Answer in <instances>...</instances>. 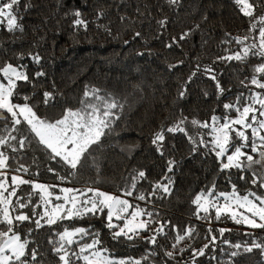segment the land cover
Segmentation results:
<instances>
[{
  "label": "trees",
  "instance_id": "obj_1",
  "mask_svg": "<svg viewBox=\"0 0 264 264\" xmlns=\"http://www.w3.org/2000/svg\"><path fill=\"white\" fill-rule=\"evenodd\" d=\"M29 2L31 7L25 12V0H21L20 11L24 14L21 21L24 25L23 34L17 32L13 35L4 30L6 26L0 27V64H27L30 79L36 72H44L43 77L34 81L38 87L33 101L39 104L38 112L50 118H58L65 108L80 107L86 85L102 89V95L114 96L123 104V111L111 134L102 138L99 146H92L96 151L89 158L91 166H85L82 171H76L74 176L61 182L48 168H55L60 175H66V172L61 170L60 164L47 159L42 151H36L35 147L16 153L7 150L8 163L11 166L8 170L9 181L11 175L16 174L11 169L17 167L18 163H24L29 168V175L25 179L59 187H83L87 183L119 195V190L128 183L129 174L133 170L146 171L147 180L137 185V191L143 190L145 193L150 191L153 182L167 174L174 181L170 196L163 199L153 197L148 204L136 200V193L132 197H125L133 204H140L142 208L153 212L154 219L160 222L171 221L164 229L166 235L157 236L156 245H150L145 238L157 224L150 225L149 232H142L137 239L124 241L121 238L117 242L104 227L103 216L99 219L85 218L63 222L65 225L84 227L92 224L100 231L102 246L109 249L114 258L139 259L148 255V259L142 261V264H165V261L167 264H191L192 249H200L210 241L207 231L209 227L212 229L211 234L217 236L215 252L210 246L206 249L205 256L196 258L195 264H218V260L226 259L221 248L226 251L232 249L224 245L222 240L233 243L247 240L251 243L252 236H255L264 241V229L237 225L225 216L220 221L213 219L209 225L193 215V198L199 192L207 191L212 184H215L216 192H230L231 185L235 184L240 195L249 190L264 194V189L258 184L253 186L250 183V172H245L244 179L241 180V173L235 168L221 171L215 154L204 147L193 152V145L183 133L167 134L163 156L157 153L156 147L151 143L156 130L161 126H168L181 115L200 121L210 120L212 115L223 116V102L234 99L241 91H247L239 81L245 75H251L249 68L245 66L241 71V65L235 61L231 64H213V58L225 54L226 47L239 48L234 41L231 45L221 44V40L226 38L225 33H230L232 37L248 34L249 18L239 12L233 0H179L177 5H169L166 0ZM97 8L103 9V19L89 23L87 31L73 29L71 22L75 17L71 13L74 10L79 9L83 17L91 21ZM262 11L264 9H257V15ZM204 16L208 17L207 21L203 19ZM164 17L168 20L167 28L159 29L156 21ZM97 23L107 26L111 31L97 27ZM196 25L200 27L197 29ZM158 29L162 33L159 38ZM187 30H191V33L185 40L180 41L179 47L165 46L172 36L178 39L180 33ZM136 32H140L141 36L135 37ZM30 52L39 53V64L28 58ZM21 54L24 59L17 61L16 58ZM179 61L183 63L180 64ZM249 62L257 63L255 58H250ZM197 65H200L199 70ZM209 65L216 70L221 85L225 89H231L219 101L216 99L214 82L203 71ZM193 72L196 75L187 84L185 97L179 99L178 90ZM18 91L31 93L33 90L29 84L21 81ZM44 91L53 92L54 96V100L47 107L40 103ZM204 91L209 93L207 98L203 95ZM196 131L207 133L209 130ZM256 158L258 157L254 155V159ZM169 159L175 163L172 172L166 173ZM36 172L39 173L38 176L34 175ZM28 188V185L21 186V190ZM53 191L58 192V189ZM23 211L28 212L29 209ZM171 225H176L180 230L185 225H194L196 228L192 238L179 245V248L187 250L183 255L177 254L175 260L164 256L165 250H172L174 242L175 234L171 231ZM27 227L32 225L26 223L25 228ZM59 227L58 224L33 232L39 245L38 264H59L57 256L47 243L52 229ZM220 228L231 231L225 232L221 238L217 231ZM150 252L156 255H150ZM213 255L217 260L210 258ZM262 259L264 257H261L260 251L254 249L252 253L237 257L236 264H258Z\"/></svg>",
  "mask_w": 264,
  "mask_h": 264
},
{
  "label": "snow or ice",
  "instance_id": "obj_2",
  "mask_svg": "<svg viewBox=\"0 0 264 264\" xmlns=\"http://www.w3.org/2000/svg\"><path fill=\"white\" fill-rule=\"evenodd\" d=\"M166 2L169 5H177L179 0H166ZM233 3L244 17L249 18L248 34L232 37L230 33H225L226 38L221 40V44L231 45L234 41L239 48L226 47L225 54L213 58V64H231L235 61L241 65V71L245 66L249 68L251 75H245L239 81L247 91H241L234 99L223 102L222 107L225 110L223 116L212 115L210 120L200 121L181 115L168 126H161L156 130L152 135L151 143L156 147L157 153L163 156L167 134L183 133L193 145L191 149L193 152L200 147L207 148L217 157L221 171L235 168L240 171L241 180L244 179L245 172H250L252 177L250 183L253 186L258 184L264 189V11L257 15V9H264V0H233ZM20 6L21 0H0V25L6 24L4 30L13 35L17 32L24 33V25L21 22L24 14L20 11ZM30 7L29 0H25L24 11L26 12ZM71 15L75 17L71 22L73 29L87 31L89 23L103 19L105 13L103 9L97 8L95 17L91 21L85 19L79 9L74 10ZM121 19L123 20L124 17ZM203 19L207 21L208 17L204 16ZM156 23L159 29H166L168 20L164 17ZM97 27L111 31L107 26L98 23ZM199 27L196 25L197 29ZM159 29L157 38L162 35ZM190 33L191 30L183 31L178 39L172 36L171 41L165 46L179 47L180 41L185 40ZM140 36V32L135 33V37ZM139 54L143 55V53ZM28 58L36 64L41 60L39 53L30 52ZM250 58H255L257 63H250ZM16 59L23 60V54ZM178 63L182 64L183 61ZM27 68V64L19 62L15 65L11 62L0 64V149H3L0 150V264H38L39 245L33 232L45 227L52 228L53 225L58 224L60 227L52 229L47 243L57 256L59 264H77V262L79 264H142V261L148 259V255L139 259L114 258L109 249L102 246L100 231L92 224L84 227L75 224L65 225L63 222L85 218L99 219L103 216L104 227L117 242H120L121 238L124 241L137 239L142 232H149L150 225L157 224L158 226L152 228L145 238L150 245H156L157 236L166 235L164 229L171 224V221L160 222L154 219L153 212L142 208L140 204H133L125 197H132L136 193V200L148 204L153 197L163 199L165 196H170L174 181L167 174L153 182L150 191L145 193L143 190L137 191V185L147 180L146 171L133 170L129 174L128 183L117 195L87 183L83 187H59V185H47L25 179L24 177L29 175V168L24 163H18L17 167L11 169L16 174L11 175L9 184L8 170L11 166L8 163L7 150L16 153L25 148L32 150L35 147V150L42 151L47 159L60 164L61 170L65 171L66 175H60V172L52 167H49L48 171L59 181H66L74 176L76 171L91 166L89 158L96 151L92 146H99L102 138L111 134L123 111V104L114 96L102 95V89L86 85L80 107L65 108L58 118L43 115L38 112L39 104L33 101V97L38 87L34 81L45 74L43 71H38L30 79ZM199 69L200 65H197V70ZM203 71L207 78L214 82L216 99L219 101L225 92L231 89H225L221 85L217 72L211 65L205 67ZM195 75L196 73L193 72L178 90L179 99L185 97L187 84ZM21 81L29 84L33 91L31 93L18 91ZM203 95L207 98L209 93L204 91ZM53 100V92L44 91L40 103L47 107ZM213 111L215 112V109ZM188 125L193 129L209 131L190 133ZM254 155L258 158L254 159ZM174 163L175 161L168 160L166 173L172 172ZM34 175L38 176L39 173L36 172ZM24 185H28L29 188L21 190V186ZM53 189H58V192ZM192 203L195 205L193 215L209 225L213 219L220 221L221 217L225 216L237 225L264 229V194L262 193L249 190L246 194L240 195L235 184L231 185L230 192H216L215 184H212L207 191L199 192ZM24 209L29 211L25 212ZM26 223L32 227L25 228ZM171 231L175 234L172 250H165L164 256L175 260L177 254L183 255L187 250V248H179V245L186 239L190 240L196 228L194 225H185L183 230H180L176 225H171ZM207 231L210 241L200 249H192L191 264H195L197 257L205 256V251L210 246L215 252L217 236L211 234V227ZM217 231L223 238L224 233L231 229L220 228ZM205 238L208 239L207 236ZM222 242L232 251H226L222 247L221 252L225 254L226 259L218 260V264H236L237 257L252 253L254 249H258L261 257H264V241L258 237L252 236L251 243L247 240L235 243L230 240H222ZM190 246L189 244L188 247ZM149 254L156 255L154 252ZM210 258L217 260L215 255ZM258 264H264V259L258 261Z\"/></svg>",
  "mask_w": 264,
  "mask_h": 264
},
{
  "label": "rangeland",
  "instance_id": "obj_3",
  "mask_svg": "<svg viewBox=\"0 0 264 264\" xmlns=\"http://www.w3.org/2000/svg\"><path fill=\"white\" fill-rule=\"evenodd\" d=\"M1 26H2V25H0V27H1ZM4 26H6V24H5ZM188 128H189L190 133L193 132V131H196V129H193L191 125H188ZM245 151H248V150L245 149ZM10 183H11V181H9V184H10Z\"/></svg>",
  "mask_w": 264,
  "mask_h": 264
},
{
  "label": "water",
  "instance_id": "obj_4",
  "mask_svg": "<svg viewBox=\"0 0 264 264\" xmlns=\"http://www.w3.org/2000/svg\"><path fill=\"white\" fill-rule=\"evenodd\" d=\"M6 115V114H5Z\"/></svg>",
  "mask_w": 264,
  "mask_h": 264
}]
</instances>
